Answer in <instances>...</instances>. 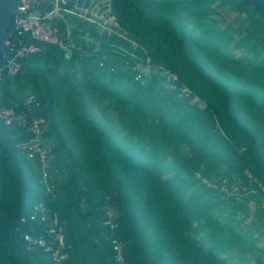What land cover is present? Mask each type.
<instances>
[{"label": "trees", "instance_id": "obj_1", "mask_svg": "<svg viewBox=\"0 0 264 264\" xmlns=\"http://www.w3.org/2000/svg\"><path fill=\"white\" fill-rule=\"evenodd\" d=\"M112 3L115 32L72 18L71 61L49 46L0 79V108L41 102L55 179L52 198L19 149L29 132L0 122V264H53L25 240H51L40 204L69 264H116L107 207L127 264H264V0ZM225 183L245 190L228 197Z\"/></svg>", "mask_w": 264, "mask_h": 264}, {"label": "built area", "instance_id": "obj_2", "mask_svg": "<svg viewBox=\"0 0 264 264\" xmlns=\"http://www.w3.org/2000/svg\"><path fill=\"white\" fill-rule=\"evenodd\" d=\"M19 16L17 19L16 33L13 40H7L4 48L6 52L5 62L0 70V79L3 76L14 77L22 70L21 62L29 56L39 54L47 47H55L60 50L66 61L75 57V48L72 45V27L69 19H78L81 22L97 27L101 32L113 33L118 28L112 0H18ZM61 24L64 26L62 30ZM134 45V44H133ZM138 71L136 79H140L144 71L141 65L133 68ZM161 70V68H160ZM140 71V72H139ZM162 76L167 79L169 85L174 89L179 82V76L170 70H161ZM192 91L183 86L181 97H190ZM195 103H201L199 98ZM24 109L16 111L12 108H0V122L6 127H18L29 132L31 138L28 142L20 144L19 149L29 160H37L39 164L40 183L45 194L55 198V179L51 176L52 161L54 160L53 148L46 141L49 133V124L43 117H36L34 109L41 106L39 99L29 94L23 102ZM247 177L252 183L257 182L248 172ZM217 189L218 187L208 184ZM221 190L228 197L240 196L245 190L243 185L222 184ZM42 214V221L46 223L44 237L32 238L25 236L30 245L40 246L46 253L51 255L53 264H69V255L64 240V229L59 217L55 214L49 216L48 210L43 204L35 207ZM118 213L112 207L105 211L104 225L109 228L112 235V248L116 264H127L124 256V245L116 236Z\"/></svg>", "mask_w": 264, "mask_h": 264}, {"label": "water", "instance_id": "obj_3", "mask_svg": "<svg viewBox=\"0 0 264 264\" xmlns=\"http://www.w3.org/2000/svg\"><path fill=\"white\" fill-rule=\"evenodd\" d=\"M18 0H0V70L5 62V42L16 33Z\"/></svg>", "mask_w": 264, "mask_h": 264}, {"label": "rangeland", "instance_id": "obj_4", "mask_svg": "<svg viewBox=\"0 0 264 264\" xmlns=\"http://www.w3.org/2000/svg\"><path fill=\"white\" fill-rule=\"evenodd\" d=\"M227 11L228 10L225 9L224 11H222V13L226 15V20H227L228 24H230V26H233L234 28L240 27L243 23L244 16L239 17V16L231 15V14L227 15ZM69 21H71V19H69ZM222 27H225V25H222Z\"/></svg>", "mask_w": 264, "mask_h": 264}]
</instances>
